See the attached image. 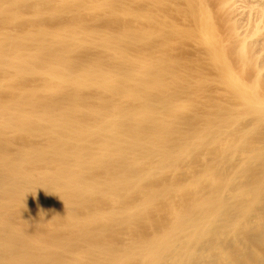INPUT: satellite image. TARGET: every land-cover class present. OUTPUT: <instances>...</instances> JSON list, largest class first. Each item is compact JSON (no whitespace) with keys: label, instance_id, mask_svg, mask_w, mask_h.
I'll list each match as a JSON object with an SVG mask.
<instances>
[{"label":"bare ground","instance_id":"bare-ground-1","mask_svg":"<svg viewBox=\"0 0 264 264\" xmlns=\"http://www.w3.org/2000/svg\"><path fill=\"white\" fill-rule=\"evenodd\" d=\"M241 1L0 0V264H264Z\"/></svg>","mask_w":264,"mask_h":264},{"label":"rangeland","instance_id":"rangeland-1","mask_svg":"<svg viewBox=\"0 0 264 264\" xmlns=\"http://www.w3.org/2000/svg\"><path fill=\"white\" fill-rule=\"evenodd\" d=\"M257 1L259 0H242L241 3H238V6H237V11H236V18H239L238 16H240L239 19H241L242 22H240L242 24V26L240 25V27L242 28L244 26V28L242 29H246L248 28V30L251 29V27L253 26V24H260V25H264V16H262L258 11H256V9L252 8L254 6V3H256ZM207 3L213 7L214 5V0H207ZM262 3L264 5V0H262ZM168 14V13H167ZM171 15V14H170ZM234 15V16H235ZM169 16V15H167ZM175 20H177L175 17V15H173ZM171 16H169L170 18ZM178 21V20H177ZM249 24V26H251L249 28V26L247 25ZM222 26V25H220ZM247 26V27H246ZM240 28V29H241ZM222 29H223V26H222ZM220 30L221 32H224V30ZM241 29V30H242ZM260 39H264V32L263 34L261 35V37H259ZM191 47V46H190ZM189 48V47H188ZM187 48V49H188ZM186 49V50H187ZM193 48L191 47V49L189 48L187 50L186 53H188L189 55L192 54V52H194V50H192ZM259 50H264V46L262 47H259ZM188 51H192L191 53H189ZM264 53V51H263ZM263 55V54H262Z\"/></svg>","mask_w":264,"mask_h":264}]
</instances>
